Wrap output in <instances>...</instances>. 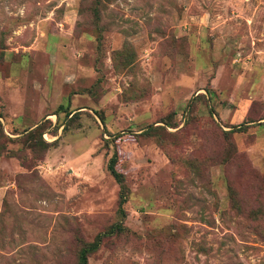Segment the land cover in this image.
Listing matches in <instances>:
<instances>
[{
  "label": "rangeland",
  "instance_id": "1",
  "mask_svg": "<svg viewBox=\"0 0 264 264\" xmlns=\"http://www.w3.org/2000/svg\"><path fill=\"white\" fill-rule=\"evenodd\" d=\"M116 223L87 264H264V0H0V264Z\"/></svg>",
  "mask_w": 264,
  "mask_h": 264
},
{
  "label": "trees",
  "instance_id": "2",
  "mask_svg": "<svg viewBox=\"0 0 264 264\" xmlns=\"http://www.w3.org/2000/svg\"><path fill=\"white\" fill-rule=\"evenodd\" d=\"M93 15H97V10H93ZM68 115V114H67ZM38 147L45 148L46 144L39 138L36 141ZM116 152L113 151L106 163V171L108 175L112 178L114 183L118 187V196H117V214L120 218L124 217L123 204L126 201L127 188L124 184V177L121 173L117 172L115 169L116 163ZM124 228L122 224L116 223L107 227L103 232L97 234L92 242H82L79 245V248L76 250V264H87V259L91 253L97 250L99 243L102 238L110 237L119 233H122Z\"/></svg>",
  "mask_w": 264,
  "mask_h": 264
}]
</instances>
